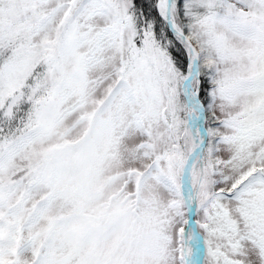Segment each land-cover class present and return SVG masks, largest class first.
<instances>
[{"label":"snow or ice","instance_id":"6c2138e0","mask_svg":"<svg viewBox=\"0 0 264 264\" xmlns=\"http://www.w3.org/2000/svg\"><path fill=\"white\" fill-rule=\"evenodd\" d=\"M0 264H264V0H0Z\"/></svg>","mask_w":264,"mask_h":264}]
</instances>
